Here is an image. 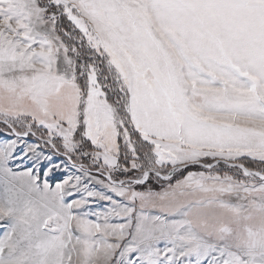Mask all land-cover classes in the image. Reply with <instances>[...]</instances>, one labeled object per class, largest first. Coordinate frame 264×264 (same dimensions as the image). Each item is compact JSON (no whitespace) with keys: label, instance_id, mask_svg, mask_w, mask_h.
Segmentation results:
<instances>
[{"label":"snow or ice","instance_id":"6c2138e0","mask_svg":"<svg viewBox=\"0 0 264 264\" xmlns=\"http://www.w3.org/2000/svg\"><path fill=\"white\" fill-rule=\"evenodd\" d=\"M0 264H264V0H0Z\"/></svg>","mask_w":264,"mask_h":264},{"label":"rangeland","instance_id":"374dc122","mask_svg":"<svg viewBox=\"0 0 264 264\" xmlns=\"http://www.w3.org/2000/svg\"><path fill=\"white\" fill-rule=\"evenodd\" d=\"M18 170L22 171L23 168L21 167V168L18 169ZM73 171H75V169H73ZM93 179H95V177H93ZM84 183L87 184L88 181L85 180ZM93 187H94L95 189H98L100 192H104V191H105V188L102 186L101 183H96V184L93 185ZM108 195H112V194H111V193H108ZM106 204H107L106 201H102L99 205H94L93 207H94V208H104V207L106 206Z\"/></svg>","mask_w":264,"mask_h":264}]
</instances>
